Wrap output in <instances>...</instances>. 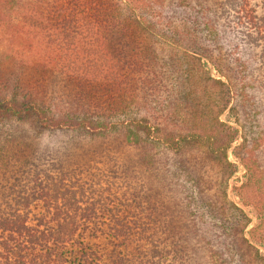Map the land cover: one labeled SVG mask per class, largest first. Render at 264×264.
Returning a JSON list of instances; mask_svg holds the SVG:
<instances>
[{
  "label": "trees",
  "instance_id": "16d2710c",
  "mask_svg": "<svg viewBox=\"0 0 264 264\" xmlns=\"http://www.w3.org/2000/svg\"><path fill=\"white\" fill-rule=\"evenodd\" d=\"M262 248L264 0H0V264Z\"/></svg>",
  "mask_w": 264,
  "mask_h": 264
},
{
  "label": "rangeland",
  "instance_id": "374dc122",
  "mask_svg": "<svg viewBox=\"0 0 264 264\" xmlns=\"http://www.w3.org/2000/svg\"><path fill=\"white\" fill-rule=\"evenodd\" d=\"M211 71L215 76H217L218 73L216 72V70L212 66H211ZM221 117L223 119H225L226 121L233 123V118L230 116L228 111H225L221 115ZM240 140H241V138L236 140V142H234L233 146L239 144ZM229 156L232 160L238 162V171L235 173V175L230 180L229 196L231 199H233L239 205H241L245 209V211L250 215V217L252 219V222L250 224V227H251V226H254L255 224H257V222H258L257 212H256L254 207H252L250 205H245L243 203L242 199L240 198V196H238L236 190H234V188H233L234 186L241 184V182L246 179V176H245L246 169H245L244 165L242 163H240L238 161V158L234 155L233 147L229 150ZM262 250L264 251V248H262Z\"/></svg>",
  "mask_w": 264,
  "mask_h": 264
}]
</instances>
